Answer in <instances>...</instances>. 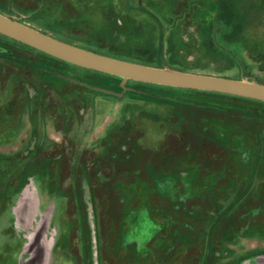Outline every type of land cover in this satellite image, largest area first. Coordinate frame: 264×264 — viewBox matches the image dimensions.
Wrapping results in <instances>:
<instances>
[{
	"label": "rangeland",
	"instance_id": "obj_1",
	"mask_svg": "<svg viewBox=\"0 0 264 264\" xmlns=\"http://www.w3.org/2000/svg\"><path fill=\"white\" fill-rule=\"evenodd\" d=\"M121 60L264 85V0H0ZM0 264H264V102L124 79L0 33Z\"/></svg>",
	"mask_w": 264,
	"mask_h": 264
},
{
	"label": "water",
	"instance_id": "obj_2",
	"mask_svg": "<svg viewBox=\"0 0 264 264\" xmlns=\"http://www.w3.org/2000/svg\"><path fill=\"white\" fill-rule=\"evenodd\" d=\"M0 33L74 65L124 79L212 91L264 102V85L247 81L245 78L234 80L193 74L109 57L49 37L2 14H0ZM0 51L3 49L0 48Z\"/></svg>",
	"mask_w": 264,
	"mask_h": 264
},
{
	"label": "trees",
	"instance_id": "obj_3",
	"mask_svg": "<svg viewBox=\"0 0 264 264\" xmlns=\"http://www.w3.org/2000/svg\"><path fill=\"white\" fill-rule=\"evenodd\" d=\"M186 90H195V89H186ZM223 94V93H222ZM226 95H230V94H226ZM230 96H235V95H230ZM237 97H240V98H243V97H241V96H237ZM246 98V97H245ZM249 99H251V98H249Z\"/></svg>",
	"mask_w": 264,
	"mask_h": 264
}]
</instances>
